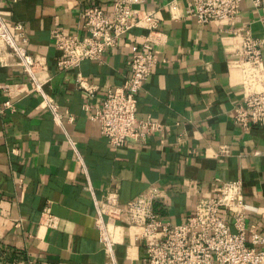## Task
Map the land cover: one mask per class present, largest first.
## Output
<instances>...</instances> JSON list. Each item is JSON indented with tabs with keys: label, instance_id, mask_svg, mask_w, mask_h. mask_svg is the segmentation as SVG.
<instances>
[{
	"label": "crops",
	"instance_id": "obj_1",
	"mask_svg": "<svg viewBox=\"0 0 264 264\" xmlns=\"http://www.w3.org/2000/svg\"><path fill=\"white\" fill-rule=\"evenodd\" d=\"M113 1L0 0L6 24L21 23L27 51L45 58L39 81L61 114L58 124L12 57L0 52V108L4 102L13 107L0 111V264H109L94 227L98 215L114 263L142 264L140 227H130L122 209L150 186L161 191L156 214L180 224L221 182L240 180L244 202L256 208L246 213V227L264 234V126L243 131L233 121L245 95L263 82L248 81L234 32L249 31L264 54V0L258 8L242 0L232 24L208 25L186 14L190 0H147L162 35L157 62L137 94L136 116L159 121L164 130L118 149L90 115L109 89L123 84L131 46L146 31L132 29L100 62L85 60L64 72L57 71L60 53L51 37L56 28L76 33L86 7L109 11ZM77 74L94 87L92 96L78 88ZM45 210L58 228L40 225Z\"/></svg>",
	"mask_w": 264,
	"mask_h": 264
},
{
	"label": "built area",
	"instance_id": "obj_2",
	"mask_svg": "<svg viewBox=\"0 0 264 264\" xmlns=\"http://www.w3.org/2000/svg\"><path fill=\"white\" fill-rule=\"evenodd\" d=\"M1 1L14 5L18 0ZM241 1L190 0L186 14L199 25L216 21L232 24L239 14ZM252 2L254 7H260V0ZM146 3L147 0H114L109 11L88 6L76 33L67 34L59 28L51 33L54 47L60 53L56 59L57 71L64 72L77 69L85 60L100 62L108 51L119 47L132 29L146 31L141 42L131 46L123 84L109 89L101 106L90 115V120L99 125L102 136L115 149L123 147L128 140L144 143L151 134H162L164 130L159 121L136 116L137 94L157 62L155 49L160 42L159 35H162L158 13ZM261 23L264 27V16ZM234 34L240 44L236 55L247 69L248 81L263 79L262 88L250 91L235 109L234 124L248 131L256 125L264 126V54L261 41L249 31L235 30ZM26 43L23 25L16 23L10 28L0 15V52L12 57L14 65L31 83L32 91L43 97L46 110L60 124V111L44 93L39 81V75L47 70L46 60L41 55L29 53ZM76 82L79 89L93 95L94 87L87 85L79 74ZM83 107L89 109L87 104ZM6 109H13L9 102H4L0 111ZM71 119L69 117V121ZM76 158L80 161L77 154ZM160 194L157 187L150 186L122 209L129 226L140 227L135 238L144 247L142 264H264V234L258 233L254 226L246 227V213L254 212L256 208L244 202L240 180L221 182L217 194L200 199L194 212L180 224H172L156 214L154 203ZM39 223L56 229L59 220L45 210ZM94 227L98 242L110 259L109 264H115L112 241L101 215L95 219Z\"/></svg>",
	"mask_w": 264,
	"mask_h": 264
}]
</instances>
